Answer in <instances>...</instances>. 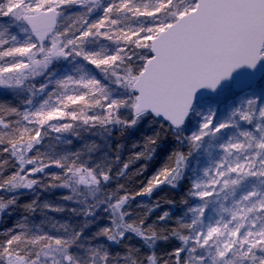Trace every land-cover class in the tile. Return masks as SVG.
<instances>
[{
    "label": "snow or ice",
    "instance_id": "6c2138e0",
    "mask_svg": "<svg viewBox=\"0 0 264 264\" xmlns=\"http://www.w3.org/2000/svg\"><path fill=\"white\" fill-rule=\"evenodd\" d=\"M0 264H264V0H0Z\"/></svg>",
    "mask_w": 264,
    "mask_h": 264
},
{
    "label": "trees",
    "instance_id": "16d2710c",
    "mask_svg": "<svg viewBox=\"0 0 264 264\" xmlns=\"http://www.w3.org/2000/svg\"><path fill=\"white\" fill-rule=\"evenodd\" d=\"M60 193H54L53 196L51 198H55V196L59 195ZM163 193L162 192H157L156 195L159 196V195H162ZM139 199V198H138Z\"/></svg>",
    "mask_w": 264,
    "mask_h": 264
}]
</instances>
